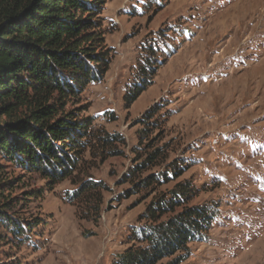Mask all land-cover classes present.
<instances>
[{"label":"rangeland","instance_id":"rangeland-1","mask_svg":"<svg viewBox=\"0 0 264 264\" xmlns=\"http://www.w3.org/2000/svg\"><path fill=\"white\" fill-rule=\"evenodd\" d=\"M96 16L107 68L66 100L88 127L68 176L0 155L3 215L40 223L17 238L0 218V264H112L151 201L180 183L183 205L214 214L181 264H264V0H104ZM154 149L156 165L129 176Z\"/></svg>","mask_w":264,"mask_h":264},{"label":"trees","instance_id":"trees-1","mask_svg":"<svg viewBox=\"0 0 264 264\" xmlns=\"http://www.w3.org/2000/svg\"><path fill=\"white\" fill-rule=\"evenodd\" d=\"M103 2L0 0V155L56 181L68 176L88 133L85 123H77L66 111V100L99 80L107 68L106 53L97 52L101 37L96 13ZM157 151L145 154L128 175L155 166L162 155ZM179 174L149 173L136 184H162ZM94 187L90 182L74 196L80 198ZM189 194V184L180 183L167 196L153 199L141 215L146 222L131 231V244L112 264H157L164 258L163 264H181L189 243L205 240L214 218L209 206L183 205ZM6 205L8 200L0 203V218L15 237L39 226L38 221L15 226L14 219L2 213Z\"/></svg>","mask_w":264,"mask_h":264}]
</instances>
